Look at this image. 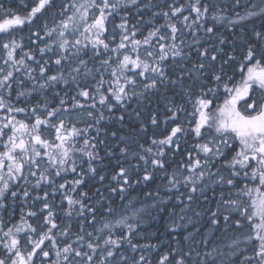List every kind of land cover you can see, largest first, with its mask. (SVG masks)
I'll list each match as a JSON object with an SVG mask.
<instances>
[{
	"label": "snow or ice",
	"instance_id": "6c2138e0",
	"mask_svg": "<svg viewBox=\"0 0 264 264\" xmlns=\"http://www.w3.org/2000/svg\"><path fill=\"white\" fill-rule=\"evenodd\" d=\"M20 5L22 13L19 5L0 2V264H264V0H232L229 9L242 11L230 15L213 0H20ZM25 25L32 33L27 46L16 37ZM249 25L251 38L239 51L217 27L247 31ZM158 93L170 125L163 138L153 137L145 146L139 135L108 129L109 121L125 122L114 110L126 113L133 100L139 104ZM81 110L88 121L75 120ZM133 112L140 120L141 111ZM81 122L84 128L77 127ZM147 123L158 126L157 114ZM146 132L141 120L140 133ZM109 136L119 143L106 154L118 152L125 163L118 160L111 176L115 186L105 189L109 195L96 189L93 200L77 188L88 174L105 182L92 162L103 159L98 145ZM188 136L194 143L173 166L165 150L180 152ZM69 174H75L72 180ZM157 179V189L142 197L126 194ZM56 192L67 202L65 215L83 221L76 231L56 222L49 203ZM173 198L171 230L191 225L194 231L184 238L189 246L161 251L140 244L149 209ZM200 198L212 199L213 206L196 211L193 203ZM29 202L42 203L43 223H29L38 215L29 210L9 227L4 214ZM204 215L214 235L197 242L196 225Z\"/></svg>",
	"mask_w": 264,
	"mask_h": 264
},
{
	"label": "trees",
	"instance_id": "16d2710c",
	"mask_svg": "<svg viewBox=\"0 0 264 264\" xmlns=\"http://www.w3.org/2000/svg\"><path fill=\"white\" fill-rule=\"evenodd\" d=\"M0 2H3L6 6L11 7L13 9H17V6L19 5L18 11L23 12V6L20 5V0H0ZM27 2V0H25ZM154 3H162L163 0H153ZM214 3L219 5L220 9L228 10L227 14H231L232 11H242L239 8L236 9H229V6L232 3V0H213ZM166 10V9H165ZM150 18L148 14L145 15L144 20L147 21ZM135 20V17H134ZM163 23V20H157L156 24ZM257 28L260 27V22L256 21ZM50 26H54L52 24V21H49ZM145 32L149 28V25L147 23L143 24L141 26ZM219 32L221 35L227 37L229 41H236L238 51L240 50L241 46L243 45L244 40H250L251 38V25L248 26L247 31H236L231 29L228 26L220 27ZM36 28H33V31H36ZM32 33L29 31L28 25L23 26L22 30L17 31L16 37L19 40L21 37L23 38L24 44L27 46L29 45L28 37ZM41 36L43 37V33H41ZM137 38H141L138 34ZM191 37H189L190 39ZM243 38V39H241ZM201 39H206L201 35ZM43 46V45H41ZM91 47V45H89ZM27 50V47L25 48ZM229 50V49H226ZM3 51H0V56H3ZM89 55H91V52H89ZM102 56L106 58V55L102 53ZM87 58V57H86ZM108 77L106 76L105 79ZM83 86V85H82ZM64 86L60 85L57 89L59 91ZM162 91V90H161ZM54 93H51L49 95V100H51V96ZM71 94H75L72 92ZM61 95L63 93L61 92ZM168 96H171L172 93L169 92L167 94ZM81 103H84L87 107V104L89 103L85 98L79 97L78 98ZM15 103V101H13ZM178 103H184V101H177ZM222 102V101H221ZM58 103V101H56ZM165 99H163L160 94L156 95H150L147 99L141 98L139 104H137L136 100H133L131 103V107L127 109V112H121L114 110V115L119 116L121 114L125 115V122L123 124L116 123L115 120L107 122V127L110 131H115L117 129L120 130V135H139L140 136V143L144 144L145 146H148L150 144V140L155 138H163L164 135L167 134L170 125H165L164 120L167 118V113L165 111ZM19 106H25L23 103H21ZM185 107L187 108V113L190 116V113L192 112V108L190 105L185 104ZM133 109H137L141 111V118L140 120H137V118L134 115ZM157 114V119L159 121L158 126H152L148 122L149 116L151 114ZM75 116V114H74ZM18 119H23V114L19 115L17 117ZM75 120H83L88 121L89 118L86 115V112L81 110L80 116H75ZM144 121L147 124V132L146 133H140V122ZM181 120H183V116H181ZM31 122V121H29ZM86 126L85 123H77L78 128H84ZM48 135V138L51 139L52 136L48 133H45ZM100 139H104V137H100ZM119 143L118 140L112 137L107 138V143L103 145H98L100 149V156L103 158L101 160H96L92 162L93 167L97 169V172L101 175H104L106 177L105 182H100L98 178L94 179L91 177V174H88L85 179V183L83 184L84 191L89 194L90 197H94L96 194V189H99L100 192H102L105 196L109 195V193L105 190L106 187L111 184V186H115V182L111 181V176L115 174V172L118 171V160L119 163H125L122 159V157L119 156V153L117 152L115 155H108L106 154L105 149H107L109 152L115 147V145ZM194 143V140L192 137L188 136L185 137L183 140L180 141L181 144V151L175 152V150L166 149V157L169 160V163H172L173 166L176 163L181 162V157L184 154L185 150H190L191 145ZM86 161V157L84 158ZM78 165L81 163V161L77 160ZM87 163L83 164V168L85 172H87ZM79 171V168H78ZM75 174L68 175L70 177L69 180H72L74 178ZM161 183L159 179H157L155 182H148L141 185L134 186L133 189H129L127 195H131L132 197H142L143 192L145 191H154L157 189V186ZM183 191V189L181 190ZM75 195L74 193H71ZM161 195L163 196V191L161 192ZM208 195L211 197V193L209 192ZM177 201L173 198L171 200H167L166 203H162L159 205V208L157 210H151V217L147 218L145 222L143 223L141 227V233L142 236L137 238V241L140 244H154L158 245L161 251H167L169 248H174L178 245V243L181 246L188 247L191 241L185 240V236H187L190 232H193L194 229L191 225H189L187 228H178L176 231H172V223L171 220L173 219L171 213L173 212V205H175ZM213 206V200L210 199L208 203H205L202 198L199 199L198 202L193 203V208L196 211H202L203 208L206 207H212ZM177 212H179V208L175 209ZM191 215V213H189ZM195 219V218H194ZM80 223L83 221L79 220ZM78 223V222H77ZM76 223V224H77ZM63 224L67 225L68 223L63 219ZM196 227H199L200 232L195 234V239L198 242L200 239H202L204 236H207L209 239L214 235L210 231V225L208 222L207 215H204L202 218H199V222L196 225ZM77 228L74 229L76 231ZM231 235V233H229ZM239 235V233H237ZM243 246V245H242ZM148 253H146L147 255ZM151 258L155 259V251L151 254Z\"/></svg>",
	"mask_w": 264,
	"mask_h": 264
},
{
	"label": "flooded vegetation",
	"instance_id": "af4514ba",
	"mask_svg": "<svg viewBox=\"0 0 264 264\" xmlns=\"http://www.w3.org/2000/svg\"><path fill=\"white\" fill-rule=\"evenodd\" d=\"M68 179H70V177H68ZM58 182H62V181H58ZM48 191L51 192V189H48ZM40 194L42 195V193ZM61 198H62L61 192H56L54 195L49 196V203L53 205V211L56 213V222L58 224L63 223V219H64L68 224L69 223L71 224L72 231H74V229L77 228L76 223L78 222V217L74 215L71 219H69L65 215V211L67 209V202L64 201L63 203H61ZM42 207L43 205L40 202H37L35 206H32L31 202H29V204L27 205H22L18 203L13 207L14 214L12 215L4 214L5 222L8 223L9 227H11L13 224H19L21 213H26L27 211L32 210V211H36L38 215L36 217L28 218L29 223H32L33 226L41 225L43 223V216L46 215V212L43 214L40 213V209ZM21 235L23 236V234Z\"/></svg>",
	"mask_w": 264,
	"mask_h": 264
},
{
	"label": "bare ground",
	"instance_id": "6f19581e",
	"mask_svg": "<svg viewBox=\"0 0 264 264\" xmlns=\"http://www.w3.org/2000/svg\"><path fill=\"white\" fill-rule=\"evenodd\" d=\"M84 191V187H83V185H81V186H79V188H77V193H79V192H83ZM96 198V194L94 195V197H93V200Z\"/></svg>",
	"mask_w": 264,
	"mask_h": 264
}]
</instances>
